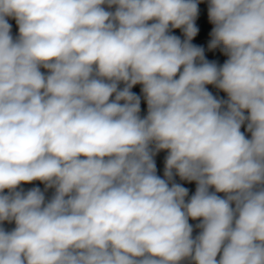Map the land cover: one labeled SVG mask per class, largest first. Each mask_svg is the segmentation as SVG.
<instances>
[{
    "label": "clouds",
    "instance_id": "clouds-1",
    "mask_svg": "<svg viewBox=\"0 0 264 264\" xmlns=\"http://www.w3.org/2000/svg\"><path fill=\"white\" fill-rule=\"evenodd\" d=\"M201 2L0 0V264H264V0H208L222 65Z\"/></svg>",
    "mask_w": 264,
    "mask_h": 264
},
{
    "label": "trees",
    "instance_id": "trees-1",
    "mask_svg": "<svg viewBox=\"0 0 264 264\" xmlns=\"http://www.w3.org/2000/svg\"><path fill=\"white\" fill-rule=\"evenodd\" d=\"M198 7L200 8V10L198 11V16H197V18L195 20V25L198 28V33L191 41V43L193 45H196V46H198V44H200L203 41L206 44H209V42L211 40V35L210 34H211V31H212V28L214 27V25H212L210 23L209 18H208V0H202V2L198 4ZM170 34L178 36L181 40H183L185 38L181 29H172ZM207 39H209V40H207ZM202 48L204 49L205 58L206 59H212L218 65H222L228 58L226 55H224L221 52V50L219 48L214 49V50H209L208 46L202 47ZM120 87H123V85L121 84ZM141 87H142L141 85L134 86L132 88V92H134L136 95L141 97V112H140V115L143 117V116H145L147 114V104H146V101L143 98V94L141 92ZM206 87L208 88V90L214 96H216L218 98L227 99L226 93L216 89L214 86L207 85ZM241 131L245 133L246 137L250 138V133L246 132V125L241 127ZM166 156H167V152L166 151H160L154 157L157 170L164 171L165 157ZM41 185H44V184L41 183L40 181L36 182V186H41ZM6 191L7 190H5V192ZM53 192H54V189H50V197L49 198H51V196L53 195ZM218 195L223 196L222 193H220ZM189 223L194 226L193 236L197 235L200 230L196 229L195 225L197 223H199V221L190 220ZM0 226H2L3 228H5L6 230H9V231L12 230V228L10 226L6 225V224L0 225ZM183 264H188V262L185 261V262H183Z\"/></svg>",
    "mask_w": 264,
    "mask_h": 264
},
{
    "label": "crops",
    "instance_id": "crops-1",
    "mask_svg": "<svg viewBox=\"0 0 264 264\" xmlns=\"http://www.w3.org/2000/svg\"><path fill=\"white\" fill-rule=\"evenodd\" d=\"M8 23L11 25V34H12V36L14 38L17 37L18 34H19V29H18V25L16 24L15 19L8 18ZM45 72H46V70H45ZM36 182L37 181H34L32 183L21 184L19 187L23 188L24 191H27V190H29V189H31L33 187H39L42 191H44L45 186L44 185L36 186ZM45 196H46V199H48L50 197V189H48L45 192ZM4 224L10 226L12 229L15 227L14 223L5 222Z\"/></svg>",
    "mask_w": 264,
    "mask_h": 264
},
{
    "label": "rangeland",
    "instance_id": "rangeland-1",
    "mask_svg": "<svg viewBox=\"0 0 264 264\" xmlns=\"http://www.w3.org/2000/svg\"><path fill=\"white\" fill-rule=\"evenodd\" d=\"M200 10V8L198 7V11ZM206 40V39H205ZM209 40V39H207ZM201 46V47H206L208 46V44H206L204 41L201 42L200 44H198V46ZM199 46V47H200ZM209 62H214L212 59H207ZM163 173L164 171H160V170H157V175L160 176L161 178H163ZM175 182L181 184L182 186H184L185 188H187L189 190V198L191 197V195H193L195 193V189H196V184L195 182H186V181H182L180 180V178L177 176L175 177ZM187 199V198H186Z\"/></svg>",
    "mask_w": 264,
    "mask_h": 264
},
{
    "label": "built area",
    "instance_id": "built-area-1",
    "mask_svg": "<svg viewBox=\"0 0 264 264\" xmlns=\"http://www.w3.org/2000/svg\"><path fill=\"white\" fill-rule=\"evenodd\" d=\"M41 71H42V72H45V70H44V69H41Z\"/></svg>",
    "mask_w": 264,
    "mask_h": 264
}]
</instances>
